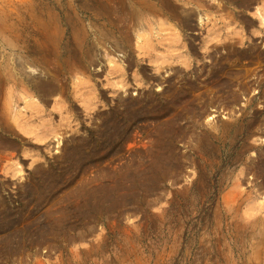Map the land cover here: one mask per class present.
<instances>
[{"label": "rangeland", "instance_id": "1", "mask_svg": "<svg viewBox=\"0 0 264 264\" xmlns=\"http://www.w3.org/2000/svg\"><path fill=\"white\" fill-rule=\"evenodd\" d=\"M0 264H264V0H0Z\"/></svg>", "mask_w": 264, "mask_h": 264}, {"label": "bare ground", "instance_id": "2", "mask_svg": "<svg viewBox=\"0 0 264 264\" xmlns=\"http://www.w3.org/2000/svg\"><path fill=\"white\" fill-rule=\"evenodd\" d=\"M239 2V1H238Z\"/></svg>", "mask_w": 264, "mask_h": 264}]
</instances>
